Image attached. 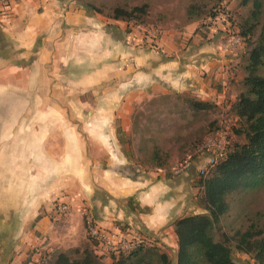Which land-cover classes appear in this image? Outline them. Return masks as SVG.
Here are the masks:
<instances>
[{
  "label": "crops",
  "instance_id": "obj_1",
  "mask_svg": "<svg viewBox=\"0 0 264 264\" xmlns=\"http://www.w3.org/2000/svg\"><path fill=\"white\" fill-rule=\"evenodd\" d=\"M158 45L151 48L138 25L76 0L0 4V208L19 223L12 231L0 219L2 255L13 252L4 239H13L23 257L52 237L54 202L66 194L107 233L133 232L146 246L176 255L174 220L194 204L200 210L195 192L194 201L186 195L194 182L161 169L135 174L138 165L119 136H128L145 99L170 92L207 101L220 96L222 53L212 56L204 45L182 50L165 36ZM76 223L82 233L78 216ZM101 246L93 245L96 253Z\"/></svg>",
  "mask_w": 264,
  "mask_h": 264
},
{
  "label": "rangeland",
  "instance_id": "obj_2",
  "mask_svg": "<svg viewBox=\"0 0 264 264\" xmlns=\"http://www.w3.org/2000/svg\"><path fill=\"white\" fill-rule=\"evenodd\" d=\"M7 1L0 0V4L5 5ZM82 1H89L105 13L116 5L139 6L147 4L145 22L135 24L141 25L139 28L144 32L146 43H148L146 41L148 30H154L157 33L158 43L160 38L165 36L168 40L177 43L182 50H188L187 48L190 46L204 45L212 56L215 52L222 53L219 71L221 77L215 83L220 96L215 99L210 98L215 107L207 111L194 112L173 92H170L143 100L133 111L134 116L132 115L130 120L129 133L124 138L121 147L125 153L129 154L130 162L138 165L136 168L139 171L135 174L140 173V170L160 172L161 169L162 173L168 177L183 179L182 176L187 178L190 176L192 181L196 182L202 169L224 155L228 143L245 142L244 135L235 132V129L241 127V122L232 112L231 105L242 89L241 80L245 74L243 67L250 49V46L240 37L239 23L248 17L252 9V1L247 4H242L241 0H224L218 4L214 0ZM262 4L264 8V0H262ZM191 8H201L203 11H207L201 13L202 15L198 18L190 19L188 12ZM210 12H216V14L210 16ZM257 33L256 30L251 43L255 41ZM212 84H214V80H212ZM11 102L15 101L12 99ZM208 143L212 146L205 148L204 146ZM155 147L160 149L162 159L166 160L164 168L154 166L150 159ZM191 155L194 157L190 158ZM191 169H194V174L190 172ZM183 183L179 182L177 188L184 186ZM194 192L196 193L194 189L190 190V187L186 190V195L190 196L191 201H194ZM233 198L231 209L216 225L215 237L217 239L222 238V233H230L235 229L244 228L254 220L260 225H264V185L235 194ZM86 201L83 198L78 200L81 203ZM58 202L67 205L64 212L58 211L55 207ZM54 203V211L57 214L54 219H50V225L56 227L54 235L47 236L43 243L29 247L23 257H20L14 250L16 242H13L11 238L4 239V246L11 245L13 252L9 256L6 253L2 255L3 240L0 238V264H48L52 253L57 250L72 248L82 250L98 245L87 232L85 217L89 213L86 205H84L85 210H79L76 201L67 197V194ZM202 211L201 208L198 210L194 204L187 212ZM11 215V212L8 213L7 210L4 211L3 207L0 208V219H7V226L12 230L18 227L19 223L12 222L14 218ZM77 216L83 224L82 233L77 229ZM30 226L27 225L26 229ZM4 227L5 225L3 226L0 222V237ZM133 236L132 232L128 236L129 240H135ZM8 241L9 243H6ZM43 246L45 247L41 248ZM110 253L104 246H101L98 254L106 261L107 259L111 260ZM167 254L173 260L176 257L171 249ZM233 256L236 260L247 264H257L248 254L233 250Z\"/></svg>",
  "mask_w": 264,
  "mask_h": 264
},
{
  "label": "trees",
  "instance_id": "obj_3",
  "mask_svg": "<svg viewBox=\"0 0 264 264\" xmlns=\"http://www.w3.org/2000/svg\"><path fill=\"white\" fill-rule=\"evenodd\" d=\"M222 1L214 0L216 4ZM250 1L252 9L248 17L239 23L240 37L250 49L243 67L242 89L231 105L232 112L241 122V127L235 132L243 134L245 142L228 143L224 155L199 172L193 186L197 204L203 211L174 220L177 239L175 261L164 250L146 246L137 239L134 248L111 252L108 262L93 248H72L55 251L48 264H235L233 250L250 255L257 264H264V225L256 220H250L244 228L222 233L221 239L215 237L216 225L231 209L233 196L264 185V8L262 0H241V3ZM81 3L111 19L133 24L145 22L147 4L116 5L105 13L89 1ZM189 10L190 19L198 18L207 11L201 8ZM215 14L210 12V16ZM256 30L257 37L251 43ZM174 95L194 112L215 107L213 102L200 100L189 93L174 92ZM117 132L120 133L119 130ZM125 137L124 134L119 136L121 144ZM193 157L191 155L190 158ZM150 159L158 168L166 165L157 147L152 150Z\"/></svg>",
  "mask_w": 264,
  "mask_h": 264
},
{
  "label": "built area",
  "instance_id": "obj_4",
  "mask_svg": "<svg viewBox=\"0 0 264 264\" xmlns=\"http://www.w3.org/2000/svg\"><path fill=\"white\" fill-rule=\"evenodd\" d=\"M3 1V0H1ZM141 27V25H138ZM147 31V29H144ZM146 41L149 43V46L151 48L157 49L158 48V41H157V33L154 30H148V37ZM212 145L210 143L206 144L204 147L209 148ZM55 207L58 211L64 212L67 208V205L63 202L55 204ZM85 225L87 227V232L89 236L95 240L98 244H102L104 248L109 252H117L120 250H130L134 248L136 244V238L135 240L128 238L127 233H123L122 231H118L117 233L109 234L105 230H102L99 228L95 222L93 221V218L88 215L85 217ZM133 238V237H132Z\"/></svg>",
  "mask_w": 264,
  "mask_h": 264
}]
</instances>
